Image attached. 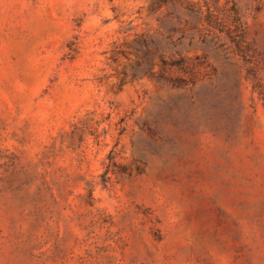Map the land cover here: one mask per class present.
<instances>
[{
    "label": "rangeland",
    "instance_id": "obj_1",
    "mask_svg": "<svg viewBox=\"0 0 264 264\" xmlns=\"http://www.w3.org/2000/svg\"><path fill=\"white\" fill-rule=\"evenodd\" d=\"M0 264H264V0H0Z\"/></svg>",
    "mask_w": 264,
    "mask_h": 264
}]
</instances>
